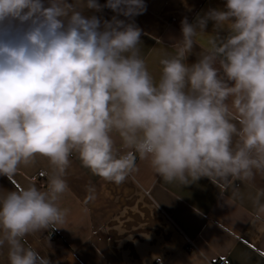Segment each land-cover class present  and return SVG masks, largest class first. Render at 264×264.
<instances>
[{
	"label": "clouds",
	"instance_id": "1",
	"mask_svg": "<svg viewBox=\"0 0 264 264\" xmlns=\"http://www.w3.org/2000/svg\"><path fill=\"white\" fill-rule=\"evenodd\" d=\"M105 8L110 19L95 14ZM146 10L145 0H0V176L16 188L0 190L8 264H51L26 237L66 223L59 201L74 156L117 185L137 159L165 185L208 178L233 203L264 178V0L184 17L158 80L135 22ZM37 158L48 161L46 190L17 185ZM87 193L84 205L96 199L94 186ZM247 199L252 226L264 227V187Z\"/></svg>",
	"mask_w": 264,
	"mask_h": 264
},
{
	"label": "crops",
	"instance_id": "2",
	"mask_svg": "<svg viewBox=\"0 0 264 264\" xmlns=\"http://www.w3.org/2000/svg\"><path fill=\"white\" fill-rule=\"evenodd\" d=\"M145 3L146 12L135 17V22L143 30L141 55L158 80L159 60L173 51L165 47L180 37V21L187 17L192 22L197 13L223 6L224 0ZM95 14L110 19L114 13L105 8ZM207 30L211 31V23ZM197 41L206 45V36H198ZM194 60L195 56L190 57L189 63ZM136 163L138 171L117 185L93 175L72 157L65 177L69 191L59 201L62 208L69 209L66 223L60 229L27 236V244L46 255L51 264H212L223 258L231 264H264L260 254L264 252V227L252 226L253 206L247 199L264 187V178L258 177L255 187L242 185L245 198L233 203L208 178L184 187L165 185L148 161L137 159ZM48 169V161L37 158L34 165L21 166L15 182L25 187L34 183L46 190L47 184L37 175ZM89 185L95 187L96 199L84 205ZM0 190L16 188L0 176ZM54 231L57 235L48 237ZM190 245L192 250H186ZM0 264H8L6 246L0 248Z\"/></svg>",
	"mask_w": 264,
	"mask_h": 264
},
{
	"label": "built area",
	"instance_id": "3",
	"mask_svg": "<svg viewBox=\"0 0 264 264\" xmlns=\"http://www.w3.org/2000/svg\"><path fill=\"white\" fill-rule=\"evenodd\" d=\"M41 172V171H40ZM40 172L38 173V175H37V178L38 179H43L45 176H41L40 175ZM57 235V233L54 231V232H52L51 233V238H53V237H55ZM186 250H192V247L191 246H186ZM212 264H231L230 263V260L229 259H227V258H223V259H221V260H219V261H216V262H214V263H212Z\"/></svg>",
	"mask_w": 264,
	"mask_h": 264
},
{
	"label": "rangeland",
	"instance_id": "4",
	"mask_svg": "<svg viewBox=\"0 0 264 264\" xmlns=\"http://www.w3.org/2000/svg\"><path fill=\"white\" fill-rule=\"evenodd\" d=\"M43 181H44V183L45 184H47V180L45 179V177L43 178ZM48 237H50L51 238V234H49V236ZM54 238V237H53ZM191 246V245H190ZM192 247V246H191ZM189 251H191V250H189Z\"/></svg>",
	"mask_w": 264,
	"mask_h": 264
}]
</instances>
